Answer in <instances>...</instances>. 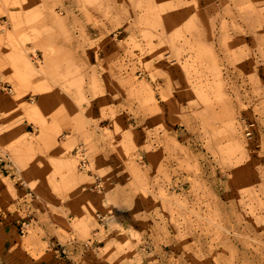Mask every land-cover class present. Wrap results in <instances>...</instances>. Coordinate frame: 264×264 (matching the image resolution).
<instances>
[{
  "label": "rangeland",
  "instance_id": "obj_1",
  "mask_svg": "<svg viewBox=\"0 0 264 264\" xmlns=\"http://www.w3.org/2000/svg\"><path fill=\"white\" fill-rule=\"evenodd\" d=\"M0 155V264H264V0H0Z\"/></svg>",
  "mask_w": 264,
  "mask_h": 264
},
{
  "label": "built area",
  "instance_id": "obj_2",
  "mask_svg": "<svg viewBox=\"0 0 264 264\" xmlns=\"http://www.w3.org/2000/svg\"><path fill=\"white\" fill-rule=\"evenodd\" d=\"M7 90H9V87H6ZM80 153V152H79ZM80 167L81 169L85 170L86 167L88 166L87 161H86V157L84 156L83 153L80 154ZM0 167L4 170V171H10L13 172L14 170V164L11 160V158L8 155H0Z\"/></svg>",
  "mask_w": 264,
  "mask_h": 264
},
{
  "label": "bare ground",
  "instance_id": "obj_3",
  "mask_svg": "<svg viewBox=\"0 0 264 264\" xmlns=\"http://www.w3.org/2000/svg\"><path fill=\"white\" fill-rule=\"evenodd\" d=\"M72 168V167H71Z\"/></svg>",
  "mask_w": 264,
  "mask_h": 264
}]
</instances>
